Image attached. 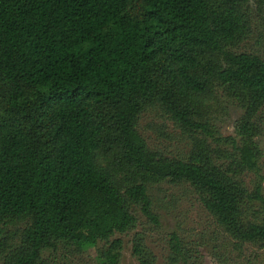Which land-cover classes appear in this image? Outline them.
Here are the masks:
<instances>
[{
    "label": "trees",
    "instance_id": "16d2710c",
    "mask_svg": "<svg viewBox=\"0 0 264 264\" xmlns=\"http://www.w3.org/2000/svg\"><path fill=\"white\" fill-rule=\"evenodd\" d=\"M257 18L264 0H0V264L89 250L119 264L116 235L139 215L159 224L161 184L194 194L234 249L264 253V59L242 49ZM221 101L241 112L233 136L210 114ZM148 112L185 154L149 143ZM166 252L200 262L174 232ZM131 255L156 264L142 233Z\"/></svg>",
    "mask_w": 264,
    "mask_h": 264
},
{
    "label": "rangeland",
    "instance_id": "374dc122",
    "mask_svg": "<svg viewBox=\"0 0 264 264\" xmlns=\"http://www.w3.org/2000/svg\"><path fill=\"white\" fill-rule=\"evenodd\" d=\"M242 49L264 59V18H257L254 34ZM210 114L220 134L234 135L235 121L241 114L238 108L221 101L213 105ZM139 121L142 135L164 155L177 157L187 152L189 141L170 122L162 124V120L149 112L143 114ZM259 146L264 154V133L259 140ZM185 190L182 186L166 184L153 188L151 198L159 224L155 226L139 215L135 230L116 235L115 238L121 239L123 243L119 264H138L131 255V241L135 233L145 236L147 246L156 257V264H164L167 242L172 232L197 250L195 256L199 258V264H264L262 251L251 246L236 250L229 241H225L215 221L204 211L198 198ZM51 254L53 256L50 257L52 259L49 264H96L93 250L87 251L81 257H71L61 251ZM46 255L50 256L48 253Z\"/></svg>",
    "mask_w": 264,
    "mask_h": 264
}]
</instances>
